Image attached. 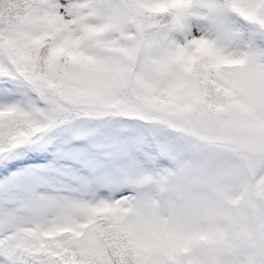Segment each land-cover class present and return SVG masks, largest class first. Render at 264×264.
<instances>
[{
    "label": "trees",
    "instance_id": "1",
    "mask_svg": "<svg viewBox=\"0 0 264 264\" xmlns=\"http://www.w3.org/2000/svg\"><path fill=\"white\" fill-rule=\"evenodd\" d=\"M165 2L67 0L68 19L61 21L56 0H0V180L41 162L81 168L71 152L100 163L110 156V142L127 147L141 170L144 156L164 174L166 154H155L150 138L180 152L178 164L187 170L206 163L209 145L246 159L220 126L245 109L247 124L264 122L255 110L256 92L264 91V0ZM227 12L231 29L242 33L233 34L234 48L216 21ZM192 21L199 35L189 38ZM252 41L259 57L247 61ZM142 57L151 74L139 69ZM103 74L113 87L106 100L98 92ZM188 111L191 123L178 118ZM110 116L120 120L114 124ZM122 188L131 191L112 206L102 200L105 208L89 216L80 234L68 228L10 237L0 264H201L193 248L206 238L187 223L179 240L170 202L153 195L158 211L152 208L146 224L129 222L137 188Z\"/></svg>",
    "mask_w": 264,
    "mask_h": 264
},
{
    "label": "rangeland",
    "instance_id": "2",
    "mask_svg": "<svg viewBox=\"0 0 264 264\" xmlns=\"http://www.w3.org/2000/svg\"><path fill=\"white\" fill-rule=\"evenodd\" d=\"M181 1L171 0V3ZM56 3L59 19H68L67 0H56ZM230 17L227 12L216 17V21L228 46L234 48L233 34L240 37L242 33L231 29ZM191 23L188 37H197L199 29L193 21ZM248 46V61L256 60L259 53L255 41ZM151 66L145 57L139 61V69L147 74L152 73ZM98 85L99 99L106 100L113 93L110 78L103 74ZM256 97L259 103L255 110L264 117L262 88L258 89ZM192 113L179 114L178 118L191 123ZM246 115V109L239 111L237 118L225 119L220 126L222 138L245 149L246 159L230 149L209 145L204 151L206 163L200 162L184 176V166H176L170 179L176 182L182 179L181 187L175 183L161 193L164 203L183 204L181 216L173 222L182 232L178 239H184L182 223L187 221V216L193 218L191 226L196 225L200 230L194 234L206 238L193 248L201 257V264H264V122L247 124L244 120L251 118ZM197 118L198 125L202 126L203 116L200 114ZM109 120L117 124L120 118L110 116ZM157 143L162 145L160 140ZM109 144L110 156L100 163L99 157L79 158L85 153L79 152L77 156V152H71L84 167L89 166L88 175L73 166L53 171V165L43 162L14 171L8 178L0 180V250L10 237L22 231L48 235L70 226L79 233L89 216L103 208L100 202L106 199L107 192L112 195L108 199L110 206L127 195L128 191L122 188L126 184H134L137 188L136 204L130 208L129 222L146 224L152 208L158 211V205L152 199L157 191L152 187L151 175L145 173L154 164L144 161L141 170L127 147ZM161 149L180 159V152L172 153L163 146ZM167 164H171V159ZM178 189L179 200H174L173 194Z\"/></svg>",
    "mask_w": 264,
    "mask_h": 264
}]
</instances>
